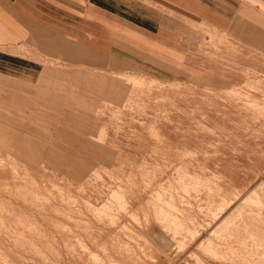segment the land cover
Segmentation results:
<instances>
[{
  "label": "rangeland",
  "instance_id": "374dc122",
  "mask_svg": "<svg viewBox=\"0 0 264 264\" xmlns=\"http://www.w3.org/2000/svg\"><path fill=\"white\" fill-rule=\"evenodd\" d=\"M116 3L99 6L104 10L82 6L85 21L59 19L63 11L56 10L54 22H37L24 6L23 13L8 14L9 28L0 27V81L16 89L0 96L21 102L20 122L44 117L37 127L31 125L35 128L16 124L13 116L0 117V264H115L118 239L138 256L119 259L123 264H227L202 249V241L219 242L222 233L228 239L231 232L237 246L249 238L252 220L263 231L264 113L248 111L230 94L234 81L210 93L190 73L212 68L241 86L240 68L258 62L236 61L224 51L238 41L233 14L248 7V15L264 17V0ZM148 41L182 60L153 55ZM176 64L186 74L175 72ZM194 90L200 92L196 99ZM45 128L58 131L39 132ZM73 134L94 141L80 145L84 140L68 138ZM39 135L51 143L34 140ZM79 148H90L84 156L93 163L84 176L76 172ZM191 173L234 177L242 188L258 184L241 196H222L216 178L208 184ZM126 175L134 188V215L122 196L111 194V186ZM105 203L110 207L102 209ZM259 232L258 242L264 238ZM53 244L59 257L52 254Z\"/></svg>",
  "mask_w": 264,
  "mask_h": 264
},
{
  "label": "crops",
  "instance_id": "0c3cea01",
  "mask_svg": "<svg viewBox=\"0 0 264 264\" xmlns=\"http://www.w3.org/2000/svg\"><path fill=\"white\" fill-rule=\"evenodd\" d=\"M117 0H0V27H10L5 23L7 20L8 14L12 13H23L24 6L25 9L30 6V12L35 14V19L38 22L39 20L45 19L49 22H54L56 19L55 11H63L61 14L62 16L59 17V19H69L70 17H73L75 20H83L85 21L87 19V11L86 6L92 5L95 6L96 9L104 10V8H101L99 6L102 5H112L117 4ZM255 2V1H253ZM257 2V1H256ZM79 6L78 10L77 8H71V6ZM85 6V7H82ZM262 7L264 5H261ZM248 7H241L238 9L239 15L236 16L233 14V23L231 25V28L234 30L235 36L238 38L236 42H229V48H225L224 51L230 52L233 60L239 59V58H245L249 61L251 60H257L258 63L256 64H247L243 65L242 68H240V72H238V78L242 79L240 85L236 87V78L234 76L227 74V73H218L213 71L212 68H210L209 72H206L205 70L195 69L192 70L190 73V76L194 77L195 79H199L198 81L204 86L207 90L210 91V93H215L216 90L220 89V87H225L231 83V80L235 83L231 86L230 94L233 96H236L237 99H240L244 107L247 108L248 111H251L254 114H263L264 113V17L258 14H252L247 12ZM73 11V12H71ZM254 12V11H253ZM59 14V15H61ZM16 22L18 21V18L14 19ZM3 22L4 24H2ZM250 22V23H248ZM146 25L150 27V24L146 22ZM16 27V26H15ZM149 50L153 55H158L161 58L167 59V60H174L179 61L182 60V57H179L175 55L173 50L169 49L168 47H163L159 45L156 42L148 41ZM250 46V47H249ZM232 52V53H231ZM252 52H255L254 54H251ZM247 53V54H246ZM262 59V60H260ZM181 64H176L174 67L176 70L175 72H181L186 74L185 71L181 69ZM199 68V67H198ZM99 73V72H98ZM98 73L93 72V76L100 77L101 75ZM101 73V72H100ZM154 74L160 75L162 78H169L173 76L172 72H153ZM208 76H211V81L207 78ZM144 79L141 78L140 82L132 88L131 93H134L135 91H138V86L142 84V81ZM7 85L6 82L0 81V91L4 90H16L11 89L12 87H5ZM250 87V88H249ZM140 88V87H139ZM197 88V87H195ZM194 88V89H195ZM141 91V90H140ZM147 95L149 94V90L146 91ZM197 93L194 90V99L197 97ZM21 105V102L16 98H11L10 96H0V110L2 109V113H0V117H7V116H13L15 117L16 124H21L25 126H29L30 128L37 127L36 124H41L40 122H43L44 117L37 116L36 118L30 117V123H27V121L20 122V117H24L25 115L23 113H20L16 110L17 106ZM70 115V114H69ZM18 118V119H17ZM35 125V127L31 126ZM65 129V128H64ZM58 130L56 128H45V130H39L40 133H53L55 134ZM66 132H69L66 130ZM70 133V132H69ZM54 136V135H53ZM52 136V137H53ZM92 136V135H91ZM50 137V138H52ZM93 137V136H92ZM102 138V136H100ZM57 138V137H56ZM71 140H84L82 139L79 134H73L71 136H68ZM91 138V137H90ZM89 138V139H90ZM38 139L44 140V142H49L47 137H43L41 135L34 137V140L39 141ZM86 141L84 140V143L81 142L78 143L80 145H92L94 140ZM51 143V142H49ZM90 148H79L74 151V155L80 156L79 160L77 159V162L75 164L79 165V167L76 169V172L80 176H84L88 174L92 167L93 163L89 159H85V154L88 153V150ZM71 155V153H70ZM33 157V155H29ZM82 159V160H81ZM61 164L64 166H70L72 165L71 162L63 161ZM89 164L90 167L84 168L85 165ZM192 176H196L198 178H201L202 180H205L208 184L211 182H214L215 178L218 180V186L222 189V196L226 192L228 193V196L232 194V192H240V196L245 194L246 191L252 189L254 190V186L258 184V182L251 186L242 188L240 184L237 182V178L234 179V177L226 178L225 176H220L218 173H212L210 177L204 178L201 175L193 174ZM144 176H146V172H144ZM261 179V178H260ZM259 179V180H260ZM132 181L130 175H126L125 178H120V182L116 183L114 186H111V194H118L124 198L126 201L128 210H130V213L133 214V204L131 205V202L133 201L130 197L133 194L134 188L130 185V182ZM129 183V185H128ZM131 188V189H130ZM243 190H241V189ZM226 189V190H225ZM239 190V191H238ZM67 196H72V194H68V192L62 191ZM224 192V194H223ZM227 194V193H226ZM133 203V202H132ZM106 206V203L104 204ZM103 205V206H104ZM108 205V204H107ZM102 206V209H103ZM101 209V210H102ZM134 215V214H133ZM54 245V244H53ZM55 246V245H54ZM122 249H120V247ZM125 246V247H124ZM108 251V248H106ZM115 253L118 259H115V264H123L119 259L121 260H130L137 256L135 254V249L133 246H130L128 242L124 243L118 239L116 245H115ZM56 257L60 256V249L59 247L55 246L54 252L52 253ZM92 256V254H91ZM94 256V254H93ZM92 256V257H93ZM97 257V256H96ZM107 257L113 258L112 254H107ZM138 257V256H137ZM157 258V257H156ZM99 259V257H97ZM102 261V260H100Z\"/></svg>",
  "mask_w": 264,
  "mask_h": 264
},
{
  "label": "bare ground",
  "instance_id": "6f19581e",
  "mask_svg": "<svg viewBox=\"0 0 264 264\" xmlns=\"http://www.w3.org/2000/svg\"><path fill=\"white\" fill-rule=\"evenodd\" d=\"M187 175V174H186ZM194 179V178H193ZM264 186V185H263ZM258 188H259V186H258ZM131 189V188H130ZM241 189V188H240ZM226 190V189H225ZM241 190H243V189H241ZM253 190V189H252ZM259 190V189H258ZM261 190V189H260ZM239 191V190H238ZM237 192V191H236ZM260 192V191H259ZM227 193V195H228V193L229 192H226ZM225 193V194H226ZM240 193V192H239ZM252 193V192H251ZM235 194V193H234ZM252 194H254V196H257V192H253ZM251 194V196L253 197V199H255L254 198V196ZM259 194V193H258ZM237 195V194H236ZM235 195V196H236ZM250 195V194H249ZM225 196V195H224ZM239 196V195H238ZM247 197H248V195H246ZM263 196H264V193H263ZM220 197H221V195H220ZM227 197V196H226ZM230 197V196H229ZM260 197V196H259ZM70 198H71V196H70ZM219 198V197H218ZM237 198V197H236ZM236 198H234V199H236ZM258 198V197H257ZM72 199H73V197H72ZM223 199H225L224 197H223ZM227 199V198H226ZM231 199H233V198H231ZM230 199V200H231ZM248 199H250V197L248 198ZM252 199V198H251ZM220 200H222V198L220 199ZM229 200V201H230ZM257 200V199H256ZM215 201V200H214ZM213 201V202H214ZM233 201V200H232ZM231 201V202H232ZM235 201V200H234ZM241 201H243V198H242V200ZM257 201H259V200H257ZM219 202V201H218ZM217 202V203H218ZM221 202V201H220ZM224 202H225V200H224ZM223 202V203H224ZM244 202V201H243ZM245 203H246V201H245ZM251 203H253L252 201L250 202V204ZM219 204V203H218ZM240 204V203H239ZM248 204V203H247ZM255 204V203H254ZM262 204V203H261ZM104 205V204H103ZM107 205V204H106ZM233 205V204H232ZM256 207H258L259 208V206H258V204L256 203ZM217 206V205H216ZM229 206V205H228ZM103 207H106L105 205L103 206ZM107 207H110V206H107ZM106 207V208H107ZM219 208H220V206H218ZM217 207V208H218ZM222 207V206H221ZM224 207H226L227 208V206H223V210L225 209ZM239 207H242V205L241 206H239ZM248 207V206H247ZM262 207H263V205H262ZM163 208V207H162ZM260 208H261V206H260ZM95 209V208H94ZM244 209H246V208H244ZM244 209H241L242 211L244 210ZM250 209V208H249ZM262 209V208H261ZM163 209H161L160 211H162ZM220 210H222L221 208H220ZM219 210V211H220ZM236 210V209H235ZM260 210V209H259ZM258 210V211H259ZM226 211V210H225ZM94 212V211H93ZM233 212V211H232ZM234 212H236V211H234ZM159 213H161V212H159ZM213 213H214V211H213ZM217 213V212H216ZM241 213V212H240ZM250 213V212H249ZM261 213V212H260ZM223 214V213H222ZM236 214H238V213H236ZM236 214H235V216H236ZM254 214V213H253ZM170 215V214H169ZM218 215H219V213H218ZM221 215V214H220ZM239 215V214H238ZM171 216V215H170ZM257 216H260V215H257ZM218 217V216H217ZM220 217V216H219ZM239 217H241V216H239ZM262 217V216H261ZM227 218V217H226ZM233 218V217H232ZM255 218V217H254ZM219 219V218H218ZM249 219V218H248ZM157 220V219H156ZM214 220H215V218H214ZM216 220H217V218H216ZM259 220H262V218H260ZM230 221H231V219H230ZM253 221V220H252ZM249 222L248 223V225H247V228L249 229V238H246L245 240H243V241H239V245H237V246H232V244L233 243H235L236 241H232L231 240V238H229V237H231L234 233H231L230 232V235L227 237L228 239H224L223 237H226L225 236V234H221V232H219L218 231V233H217V237H218V234L220 235H223L222 236V239H220V241L219 242H213V240L211 239V240H205L204 239V243H203V241H202V244H201V247H202V249H204L205 251H207V252H209L210 254H211V256H212V258L213 259H215V260H217V261H222V262H224V263H229V262H235V260L236 261H239V260H241V259H245V260H248V261H251L249 264H264V238H261L259 241L260 242H258L257 240H255L256 239V235H258V227L257 226H254V224H253V222ZM222 222V221H221ZM235 222V220L233 221V223ZM225 223H226V220H225ZM231 223V222H230ZM229 223V221H228V223L227 224H230ZM257 223H260V221L259 222H257ZM231 225V224H230ZM229 225V226H230ZM183 226V225H182ZM222 226V225H221ZM185 227V226H184ZM228 227V226H227ZM231 227V226H230ZM246 227V226H245ZM186 228V227H185ZM256 228V229H255ZM262 229H263V231L260 233V234H263L264 235V228L262 227ZM225 230H226V227H225ZM194 232V231H193ZM214 233V232H213ZM189 234V233H188ZM213 235V234H212ZM210 238V237H209ZM220 238V237H219ZM181 240V239H180ZM216 241H218V240H216ZM256 243H258L259 244V246L258 247H256V246H254L253 244H256ZM184 244V243H183ZM236 244V243H235ZM120 247V246H119ZM125 247V246H124ZM200 247V246H199ZM120 249H122L121 247H120ZM94 254V253H93ZM93 254H92V256H93ZM91 256V257H92ZM96 259H97V257H96ZM98 260H101V259H98ZM200 260V259H199ZM96 262V261H95ZM97 262H101V261H97ZM200 262V261H199ZM101 263H103V262H101ZM118 263V262H117ZM116 263V264H117Z\"/></svg>",
  "mask_w": 264,
  "mask_h": 264
}]
</instances>
